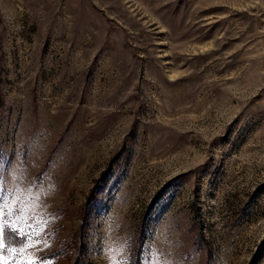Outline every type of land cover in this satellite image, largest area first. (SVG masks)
<instances>
[{"label": "rangeland", "instance_id": "1", "mask_svg": "<svg viewBox=\"0 0 264 264\" xmlns=\"http://www.w3.org/2000/svg\"><path fill=\"white\" fill-rule=\"evenodd\" d=\"M0 206L8 264H264V0H0Z\"/></svg>", "mask_w": 264, "mask_h": 264}, {"label": "snow or ice", "instance_id": "2", "mask_svg": "<svg viewBox=\"0 0 264 264\" xmlns=\"http://www.w3.org/2000/svg\"><path fill=\"white\" fill-rule=\"evenodd\" d=\"M11 215V212L6 211V206H0V252L7 251L12 253L19 250L20 253H24L27 248L31 246L29 241L32 240V233L30 230L22 231L21 226L18 223L9 219ZM25 227L31 229V225L27 224V222H25ZM6 230H10V232L18 238L23 237L24 243L18 245L17 247L8 246L10 237L8 236ZM0 264H8V261L3 254H0ZM24 264H35V261L28 260L24 262ZM43 264H47V262L45 261Z\"/></svg>", "mask_w": 264, "mask_h": 264}, {"label": "trees", "instance_id": "3", "mask_svg": "<svg viewBox=\"0 0 264 264\" xmlns=\"http://www.w3.org/2000/svg\"><path fill=\"white\" fill-rule=\"evenodd\" d=\"M8 236L10 237L9 241H8V245H16L18 244L20 238L16 237L14 234H12L10 232V230H6ZM69 264H88L87 262H84V260H82L79 252L78 254H76V256L71 260V262Z\"/></svg>", "mask_w": 264, "mask_h": 264}]
</instances>
